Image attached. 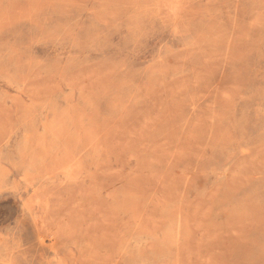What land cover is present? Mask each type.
<instances>
[{
  "label": "rangeland",
  "instance_id": "rangeland-1",
  "mask_svg": "<svg viewBox=\"0 0 264 264\" xmlns=\"http://www.w3.org/2000/svg\"><path fill=\"white\" fill-rule=\"evenodd\" d=\"M0 264H264V0H0Z\"/></svg>",
  "mask_w": 264,
  "mask_h": 264
}]
</instances>
